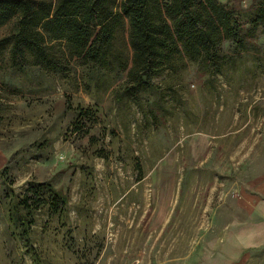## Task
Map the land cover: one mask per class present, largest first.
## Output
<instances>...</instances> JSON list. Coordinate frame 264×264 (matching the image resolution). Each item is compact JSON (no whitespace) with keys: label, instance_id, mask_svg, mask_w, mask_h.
<instances>
[{"label":"rangeland","instance_id":"374dc122","mask_svg":"<svg viewBox=\"0 0 264 264\" xmlns=\"http://www.w3.org/2000/svg\"><path fill=\"white\" fill-rule=\"evenodd\" d=\"M220 1L249 28L259 0ZM12 25H0V264H116L121 245L146 241L160 248L153 260H165L169 243L196 236L197 217L264 176L263 26L245 50L224 42L222 72L183 59L154 79L161 94L118 103L121 67L133 57L127 19L116 30L114 69L99 82L76 63L67 73L32 62L16 70L3 42ZM201 139L209 144L197 156ZM4 170L17 193L51 182L69 197L66 215L41 213L26 242L9 222Z\"/></svg>","mask_w":264,"mask_h":264},{"label":"trees","instance_id":"16d2710c","mask_svg":"<svg viewBox=\"0 0 264 264\" xmlns=\"http://www.w3.org/2000/svg\"><path fill=\"white\" fill-rule=\"evenodd\" d=\"M249 28L230 3L220 0H0V25L12 20L4 39L10 44L12 65L26 70L28 62L56 73H67L72 63L88 68L99 82L114 69L112 50L118 26L127 19L133 57L121 67L126 78L115 93L118 103L142 100L144 93L161 94L154 79L183 59L222 72L224 42L247 48V37L264 27V0L255 5ZM161 107L162 100L153 101ZM79 115H85L80 112ZM83 117V116H82ZM9 222L27 242L37 217H64L69 197L51 182H28L21 193L2 172Z\"/></svg>","mask_w":264,"mask_h":264},{"label":"crops","instance_id":"0c3cea01","mask_svg":"<svg viewBox=\"0 0 264 264\" xmlns=\"http://www.w3.org/2000/svg\"><path fill=\"white\" fill-rule=\"evenodd\" d=\"M205 152L208 141L201 139ZM259 182L240 191L237 197L226 193V200L214 209L212 217H197L203 225L196 236L187 242L168 244L165 260H153L158 247L144 242L139 247L124 243L117 251L116 264H131L129 250L135 252L137 264H264V176ZM231 190L235 184H229ZM229 189V188H228ZM155 217L161 222L163 217ZM168 222L169 217L165 219ZM111 264H114V260Z\"/></svg>","mask_w":264,"mask_h":264}]
</instances>
